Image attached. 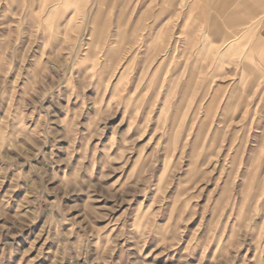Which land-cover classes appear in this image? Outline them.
<instances>
[{"label": "rangeland", "instance_id": "1", "mask_svg": "<svg viewBox=\"0 0 264 264\" xmlns=\"http://www.w3.org/2000/svg\"><path fill=\"white\" fill-rule=\"evenodd\" d=\"M209 1L0 0V264H264V0Z\"/></svg>", "mask_w": 264, "mask_h": 264}, {"label": "crops", "instance_id": "2", "mask_svg": "<svg viewBox=\"0 0 264 264\" xmlns=\"http://www.w3.org/2000/svg\"><path fill=\"white\" fill-rule=\"evenodd\" d=\"M209 2L213 5L214 12L209 14L203 10L199 16L207 21L210 34L215 36L222 35L225 28L236 30L256 12L252 0H210Z\"/></svg>", "mask_w": 264, "mask_h": 264}, {"label": "bare ground", "instance_id": "3", "mask_svg": "<svg viewBox=\"0 0 264 264\" xmlns=\"http://www.w3.org/2000/svg\"><path fill=\"white\" fill-rule=\"evenodd\" d=\"M97 17H98V16H97ZM97 17H96V18H97ZM95 21H96V19H95Z\"/></svg>", "mask_w": 264, "mask_h": 264}]
</instances>
